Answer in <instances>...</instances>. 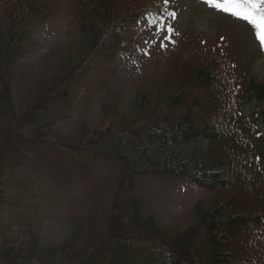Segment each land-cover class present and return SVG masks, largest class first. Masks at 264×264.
<instances>
[{"label": "trees", "instance_id": "16d2710c", "mask_svg": "<svg viewBox=\"0 0 264 264\" xmlns=\"http://www.w3.org/2000/svg\"><path fill=\"white\" fill-rule=\"evenodd\" d=\"M1 3L0 185L29 164L30 204L36 184L53 178L64 160L81 182L99 166L109 167L106 180L83 200L82 212L67 222L62 241L43 245L30 216L29 241H0V264H263L264 213L244 199L239 176L246 172L240 152L249 149L258 157L264 139L242 117V88L229 82L219 58L173 64L150 87L138 89L130 104L123 105L118 95L107 100L97 126L82 122L61 137L56 126L67 117L58 111L69 109L99 65L132 50V31L154 15V4L76 0L77 39L19 93L18 62L36 25L49 20L56 5L50 0ZM250 86L251 99L264 105V84ZM145 179L234 194L197 201L184 222L168 230L144 212L137 190Z\"/></svg>", "mask_w": 264, "mask_h": 264}, {"label": "rangeland", "instance_id": "374dc122", "mask_svg": "<svg viewBox=\"0 0 264 264\" xmlns=\"http://www.w3.org/2000/svg\"><path fill=\"white\" fill-rule=\"evenodd\" d=\"M76 0H50L56 5L53 15L36 25L34 35L25 47L16 68V89L19 93L31 88L40 76L68 52L77 39L73 18ZM122 5L154 4V15L138 23L133 31L136 43L132 50L119 56L112 64L99 65L69 109L58 111L67 117L57 123L58 136L76 131L82 122L95 127L101 120L103 104L115 95L123 105L131 103L138 89H145L159 74L169 72L179 62H200L219 58L221 68L229 75V82L242 88L240 112L250 126H257L264 139V105L252 100V82L264 84V48L246 21L225 14L206 5L203 0H121ZM175 13V18L171 13ZM2 3L0 0V17ZM171 27L173 31L167 32ZM164 30H161V29ZM171 37L170 42L167 37ZM178 58V61L177 59ZM174 64V65H173ZM109 79L108 84H101ZM19 101V98H16ZM234 134V132H232ZM55 141L57 135H50ZM257 144V138L255 139ZM258 157L249 149L242 150L245 175L241 174L240 192L248 204L264 213V144ZM254 165V168L252 167ZM99 166L88 181H78L73 167L62 161L61 171L53 178L40 179L29 204V164L23 163L8 175L5 186L0 185V241H29V217L40 229L43 245L62 241L67 222L82 212L83 200L95 184L106 180V169ZM89 184V186H87ZM234 192H207L173 179H145L137 190L145 214L152 215L164 229L180 226L197 201L228 198ZM264 239V238H262ZM264 264V240L259 242Z\"/></svg>", "mask_w": 264, "mask_h": 264}, {"label": "snow or ice", "instance_id": "6c2138e0", "mask_svg": "<svg viewBox=\"0 0 264 264\" xmlns=\"http://www.w3.org/2000/svg\"><path fill=\"white\" fill-rule=\"evenodd\" d=\"M165 2L167 3V0ZM203 2L218 11L246 21L253 28L260 46L264 48V0H203ZM175 15L174 12L171 13L173 18ZM172 31L169 26L167 32ZM167 39L173 42L170 36Z\"/></svg>", "mask_w": 264, "mask_h": 264}]
</instances>
